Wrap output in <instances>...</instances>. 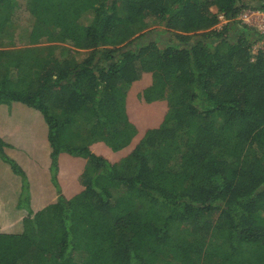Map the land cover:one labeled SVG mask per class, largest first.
Listing matches in <instances>:
<instances>
[{"label": "trees", "instance_id": "trees-1", "mask_svg": "<svg viewBox=\"0 0 264 264\" xmlns=\"http://www.w3.org/2000/svg\"><path fill=\"white\" fill-rule=\"evenodd\" d=\"M244 8L264 0H0V37L51 43L0 49V264H264Z\"/></svg>", "mask_w": 264, "mask_h": 264}, {"label": "built area", "instance_id": "built-area-1", "mask_svg": "<svg viewBox=\"0 0 264 264\" xmlns=\"http://www.w3.org/2000/svg\"><path fill=\"white\" fill-rule=\"evenodd\" d=\"M220 23L217 25L221 27L227 19L222 14L220 15ZM238 19L243 23L246 24L258 33V40L254 45L253 52L257 53L260 50L264 52V9H253V8H244L239 16Z\"/></svg>", "mask_w": 264, "mask_h": 264}, {"label": "rangeland", "instance_id": "rangeland-1", "mask_svg": "<svg viewBox=\"0 0 264 264\" xmlns=\"http://www.w3.org/2000/svg\"><path fill=\"white\" fill-rule=\"evenodd\" d=\"M215 9L216 8H214V10ZM19 15H20V18L18 20L19 23H17L18 31L21 32L24 29H29L28 22H26V17L24 18V16H21L22 14H19ZM19 26H20V28H19ZM156 27L157 26H153L152 28H156ZM152 34H154V32H152L151 35ZM165 35H167V34H165ZM49 44H51V43L41 42V43L29 45L28 41L27 40L24 41V39L22 37H19V40H16L15 29H9V30L5 31L4 34L0 37V49H16V48L27 47V46L37 47V46H44V45H49ZM80 56H81V54H80ZM3 189H4V187H2V190Z\"/></svg>", "mask_w": 264, "mask_h": 264}]
</instances>
